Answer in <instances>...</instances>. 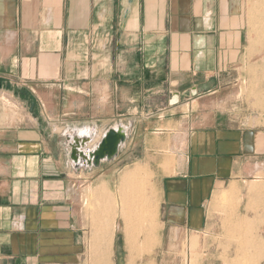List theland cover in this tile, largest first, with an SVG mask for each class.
Wrapping results in <instances>:
<instances>
[{"label":"crops","instance_id":"crops-1","mask_svg":"<svg viewBox=\"0 0 264 264\" xmlns=\"http://www.w3.org/2000/svg\"><path fill=\"white\" fill-rule=\"evenodd\" d=\"M263 3L0 0V81L40 114L0 106V264H116L127 236L117 241L109 178L91 170L89 214L68 138L89 131L91 151L117 128L128 133L119 153L150 135L184 139L182 160L161 175L158 222L140 241L187 242L188 264H224L216 199L264 179V125L233 106L255 65L251 25ZM167 153L164 163L176 155Z\"/></svg>","mask_w":264,"mask_h":264},{"label":"rangeland","instance_id":"rangeland-1","mask_svg":"<svg viewBox=\"0 0 264 264\" xmlns=\"http://www.w3.org/2000/svg\"><path fill=\"white\" fill-rule=\"evenodd\" d=\"M253 15L256 19L255 21H253L251 25L252 32H251L250 54L254 55V57H252L251 59L252 60L251 62H253L255 65L246 67V72L250 75V80L242 82L241 85H239V89L236 93V97H234L235 99L233 100V106L236 108L237 115L242 117V119H248L251 125L263 126L264 125V3L260 5L257 12ZM1 90L5 95L2 96L3 102L0 101V106H3L6 109L5 111L10 115H12V117H14L18 113L17 110H15V108L19 107V108H23V110H21L22 112H24L23 115L25 113L26 114L30 113L31 116L40 118V114H38V112L36 111L37 109H34L35 107L34 103L30 102L28 98L22 97L20 92L16 93L15 91H11L4 84H2ZM170 130L171 129L169 127L168 129H166L164 133H168L170 132ZM167 137L168 135L166 134L163 136L150 135L146 139V142L148 143L146 146L143 145L144 140L140 139L134 142L133 145L124 148L123 152L119 153L113 160L103 162V164H101V167L99 168L100 174L101 175L103 174L104 176H108L110 181V188L106 186V191L109 193V196L111 197V202L113 203L115 209L114 218H115V234L117 237V241L121 244L123 242L122 241L123 237L127 236V241H126L127 248L125 243V249L123 248L120 250L117 249V251L115 252V256L113 257V260L115 261L116 264H188L187 242L181 243L182 246L181 250H175V249H168L166 247L164 249L159 248L160 243L158 240L152 242L155 243L153 247L148 246V248L146 247L145 250L143 249L146 246V245L144 246L145 241L143 242L140 241L142 236L145 233H148V229H150L149 227L155 226L156 223L158 222L157 207L159 204L161 175L163 169L167 170L166 168L169 164H171V162H172L171 166L172 165L174 166L178 161L182 160V152L185 148L183 135L180 134L176 138L174 137L173 139L171 137L170 138ZM100 138L101 136H97L96 142H98ZM140 141H143L142 144L140 143ZM67 146L69 152V143ZM171 150L176 155L172 154L171 155L172 157H170L171 159L167 160L166 161L167 163L166 162L164 163L162 161L163 158L165 157L168 158L167 152H170ZM133 158H147V160L135 161ZM136 168L145 170V172L141 171V173L139 174L143 180L140 179L139 175L136 176L137 178L135 177L131 184V185L134 184V186H130V187L140 188L141 185H143L142 188L140 189L144 192L146 191L145 192L146 194L142 192V194L143 193L144 194L143 195L141 194L142 197H138L137 200L136 198H134L136 196L133 197V199L140 202V204H138V202L136 201L135 202L137 204L134 201L124 200L123 202L121 201L123 197H121L122 195L120 194L122 179L127 172H130ZM92 169L95 168L94 167L79 168V170H83L85 172V178L83 179L84 189H85L84 203L86 204L85 207L87 208V212L89 214L90 212H92V202H97V200L92 195L93 187L91 183L93 179L90 176ZM147 176L149 177L148 178L149 180L147 179L148 181L146 180ZM143 181H145L146 184L143 183ZM232 186L236 187V190L238 192L236 191L235 195L231 198L230 201H225L222 199V196L227 191H229L231 187L228 190L223 191L219 197L220 199H216L219 201V203H217L213 208V213L218 217L220 221L218 233H221L225 236L224 241L219 243L217 242L214 244L219 245L223 250L222 256L224 259V264H264V247H262V245L260 244V241L264 240V197L263 196L254 197L251 194L252 189L257 187H261V188L264 187V179L260 177V179H253L251 181H246L241 186H239V188H237L236 185H232ZM143 187L146 190H143ZM145 195L146 197H144ZM138 199H140L141 201ZM129 202H131V204ZM152 203L155 206L152 213L150 214L149 212L152 210L150 208V205ZM124 209L126 210L124 211ZM143 209L144 211H142ZM137 210H139L141 214ZM99 212H100V217H103L104 215L107 218L108 216L107 210L100 209ZM138 212L140 214V217L142 215L144 216V218L146 217L145 220L143 216L140 218L136 215L138 214ZM132 218L133 219L136 218L138 219V221H136V219L134 221L132 220ZM139 218L140 220L143 218L142 220L143 223H141L142 221L140 222ZM95 220L97 219L95 218L93 220L94 227L96 226L94 225ZM128 220L130 224L127 223ZM126 223L129 225V227L128 225H126ZM136 224H138L139 228L141 225L142 228L139 229ZM125 226H127L126 229H124ZM141 229L144 230V232ZM137 230L139 233L140 231H142L141 234L139 233L137 234V232H135ZM132 231H134V233ZM100 232H101L100 235L101 238L99 242L101 245L100 251L102 252V250H104L103 247L105 248V250L107 247V243L104 241V238L102 237L103 235L102 233L105 232V227L102 225L100 227ZM139 245H143V247H140ZM138 248L141 249L138 250ZM86 253L88 252L86 251ZM142 253L144 254L141 257H137V255H141ZM100 264H104V263L101 261ZM191 264H198V257L196 258V260L194 259V257H192Z\"/></svg>","mask_w":264,"mask_h":264},{"label":"bare ground","instance_id":"bare-ground-1","mask_svg":"<svg viewBox=\"0 0 264 264\" xmlns=\"http://www.w3.org/2000/svg\"><path fill=\"white\" fill-rule=\"evenodd\" d=\"M117 133H119V134H121V135H124L125 137H127L128 136V133H127V130L126 129H124V128H117V129H114ZM89 131H87V132H83V133H80V134H78V136L80 137H77V135H75V136H71L72 138H68L69 139V141H73L72 143H71V145H70V157H71V160H72V162L76 165V167L77 168H88V167H94V164H95V157H96V155H97V153H98V151H99V149H100V142L98 143V145L93 149V150H91V151H87L86 150V148H87V146H88V144H90L91 143V141H92V138H93V135L92 134H89L88 133ZM105 136V135H104ZM124 144L122 143V146H123ZM121 146V147H122ZM103 162H105V161H110V159H109V156L108 155H106L105 156V158L102 160ZM102 163V162H101ZM143 169V168H142ZM130 170V169H129ZM128 170V171H129ZM141 171H144L145 172V170H141L140 168H136V169H134V170H132V171H130V172H127L126 173V175L123 177V179H122V184H121V187H120V190H121V197H123L122 198V200L121 201H123L124 202V200H127V201H136L137 200V198L138 197H142V195L146 192H144V191H142L140 188H142V186L143 185H141V187L139 188V187H135V188H133V187H130V186H134V184L133 185H131L132 184V182H133V179L136 177V176H138L140 173H141ZM140 176V175H139ZM149 176V175H148ZM147 176V178H146V180L149 178ZM137 178V177H136ZM144 178V177H143ZM140 179H142L141 178V176H140ZM143 180V179H142ZM145 180V181H146ZM149 180V179H148ZM147 180V181H148ZM140 181V180H139ZM145 181H143V183H145ZM137 182V181H136ZM136 182H134V183H136ZM150 183V182H149ZM146 184V183H145ZM147 185H149V184H147ZM145 186V185H144ZM148 189H150V188H148ZM143 190H146V189H144V187H143ZM154 191V190H153ZM236 187H232V188H230L229 189V191H227L223 196H222V199L223 200H225V201H230L231 200V198L235 195V193H236ZM142 192H144L143 194H142ZM238 192V191H237ZM136 194V195H133V194ZM156 193V192H155ZM138 194V195H137ZM142 194V195H141ZM146 194V193H145ZM251 194L254 196V197H264V187L263 188H261V187H257V188H254V189H252V191H251ZM99 195H101V194H99ZM131 195H132V197H131ZM134 196H136V197H134ZM148 196V195H147ZM133 197L134 198H136V200L135 199H133ZM144 197H146V195L144 196ZM220 197V196H219ZM217 198V199H220V198ZM138 200H140V199H138ZM142 200H143V198H142ZM144 200H146V199H144ZM141 201V200H140ZM122 202V203H123ZM136 202H138V201H136ZM135 202V203H136ZM142 202H144V201H142ZM141 202V203H142ZM148 202V201H147ZM150 202H151V200H150ZM153 202V201H152ZM130 204H131V202H129ZM149 203V202H148ZM137 204V203H136ZM138 204H140V202H138ZM135 206V205H134ZM140 206V205H139ZM134 208V207H133ZM147 208V207H146ZM150 208L152 209H150L151 211L149 212L150 214L152 213V211H153V209H154V204L152 203L151 205H150ZM130 209V208H129ZM138 209V208H137ZM144 209H145V207H144ZM144 209L142 210V211H144ZM148 209V208H147ZM126 209H124V211H125ZM139 210H141V209H139ZM139 210H137V211H139ZM129 211V210H128ZM132 211V210H131ZM135 212V211H134ZM140 212V211H139ZM139 212H138V214H139ZM146 212V211H145ZM122 213V212H121ZM147 213H148V211H147ZM129 214V213H128ZM134 214H136V213H134ZM138 214H136L138 217H140V214H141V212H140V214L138 215ZM144 214H146V213H144ZM132 215H133V213H132ZM129 216V215H128ZM143 216V215H142ZM141 216V217H142ZM132 217V216H131ZM138 217H136V218H138ZM140 217V218H141ZM149 217V216H148ZM126 218V217H125ZM135 218V219H136ZM140 218H139V220H140ZM143 218H144V216H143ZM143 218L140 220V222L143 220ZM146 218V217H145ZM145 218H144V220H145ZM150 218V217H149ZM149 218H147V219H149ZM135 219H133L132 218V220H134L135 221ZM125 220H127V219H125ZM124 220V221H125ZM134 221H133V223H134ZM136 221H138V219H136ZM148 221V220H147ZM150 221V220H149ZM139 222V223H140ZM124 223V222H123ZM127 223H129V220H128V222ZM126 223V225H128ZM132 223V222H131ZM138 223V224H139ZM141 223H143V221L141 222ZM154 223H155V221H154ZM130 224V223H129ZM138 224H136L137 225V227H138ZM148 224V223H147ZM136 225H134V226H136ZM146 225V224H145ZM152 226V225H151ZM114 227V226H113ZM128 227H129V225H128ZM143 227H144V225H143ZM127 228V226H125V228L124 229H126ZM139 228V227H138ZM140 228H142L141 227V225H140ZM139 228V229H140ZM147 228V227H146ZM145 228V229H146ZM149 228H151V227H149ZM244 228V227H243ZM115 230V229H114ZM130 230H131V228H130ZM129 230V231H130ZM136 230V229H135ZM142 230V229H141ZM234 230V229H233ZM124 231H126V230H124ZM143 232H144V230H142ZM142 231H140V233L138 232V230H137V232L139 233V234H141V232ZM150 231V230H149ZM152 231V230H151ZM133 233H134V231H132ZM241 232H242V230H241ZM137 233V234H138ZM149 233V232H148ZM148 233H147V235H148ZM152 233V232H151ZM150 233V234H151ZM237 234V233H236ZM127 235V234H126ZM146 235V234H145ZM144 235V236H145ZM131 237V236H130ZM150 239V238H149ZM132 240V239H131ZM260 244L262 245V247H264V240L263 241H260ZM155 245V244H154ZM129 246V245H128ZM144 246H145V244H144ZM150 246V245H149ZM153 247V246H152ZM144 248H146V247H144ZM148 248V247H147ZM143 250V249H142ZM151 250V249H150ZM135 252V251H134ZM104 253H102V255H103ZM139 254V253H138Z\"/></svg>","mask_w":264,"mask_h":264},{"label":"water","instance_id":"water-1","mask_svg":"<svg viewBox=\"0 0 264 264\" xmlns=\"http://www.w3.org/2000/svg\"><path fill=\"white\" fill-rule=\"evenodd\" d=\"M1 88L2 83L0 81ZM126 139L127 137L124 135L117 133L114 129H110L100 141V149L95 157L94 167H99L106 155L109 156L110 160H113L119 154L122 143L124 144Z\"/></svg>","mask_w":264,"mask_h":264}]
</instances>
